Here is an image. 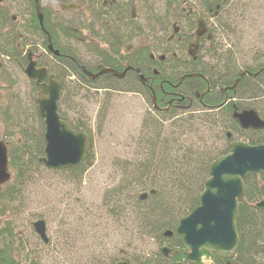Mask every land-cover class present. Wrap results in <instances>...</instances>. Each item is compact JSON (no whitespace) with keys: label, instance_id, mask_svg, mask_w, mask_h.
I'll use <instances>...</instances> for the list:
<instances>
[{"label":"trees","instance_id":"obj_1","mask_svg":"<svg viewBox=\"0 0 264 264\" xmlns=\"http://www.w3.org/2000/svg\"><path fill=\"white\" fill-rule=\"evenodd\" d=\"M56 1L62 5L72 4L71 0ZM119 1L91 0L90 4L99 5L101 8L99 14L94 15V17L98 19L99 23L104 22L101 25L104 30L111 31L109 25H107L108 23H106L105 15L107 12L105 13L104 10L116 13L117 17L115 19L118 20H116L118 34L106 42L107 46H104L103 50L93 45H89L87 48V54L96 56L95 59L99 60L95 68L84 65L79 54L71 49V46H67L63 40L78 41L83 33L81 28L67 23L68 21L61 18L60 13L41 7L43 30L33 10V26L36 29V35L44 38L43 47L48 51V39L45 34L48 32L54 48L61 53L59 57H54V59L59 63V68H56V70L59 77L64 81L63 90L66 91L69 90L67 88H70L76 95L83 87L93 88L96 91L128 92L125 86L130 85L136 87V89L133 88L135 92L140 91L137 88L139 87V81L136 80L134 74H130V79L128 77L118 79L112 75H105L92 81L83 76L80 66H85L92 73H97L103 68H111L118 72H122L127 66L141 68V61L137 62L136 56L141 54L140 58L143 59L144 54L147 55L155 49L162 51L161 47L164 42L158 45L157 48H154L153 44L161 40L163 38L162 33L171 29L173 23L177 21L178 12L171 13L170 11L175 9L179 2L178 0H169V8L165 14L153 12L146 16L147 18L150 17L147 20V28L152 31V37L154 36V39L151 40L152 45L139 44L136 53L132 56L123 54L124 52L121 49L122 45L128 41V37L120 32L125 24L124 17L120 14L122 12L118 9ZM80 3L85 5L86 3L89 4V1L82 0ZM64 12L62 11L63 14ZM125 16L126 25L131 26L134 30L140 28L138 19L133 18L131 11ZM228 18H230L229 15ZM84 29L94 31L93 28L84 27ZM192 29L193 27L190 28L191 31ZM94 33L99 36L96 31ZM207 47L205 46L202 53L204 51L210 55L211 64L214 68L202 74L209 80L210 92L206 93V82L201 78H194L191 82L192 87L195 93L202 96L201 100H196L197 104L193 107L174 109L166 114H160L155 110L152 95L150 93L145 94L156 113L155 117L160 119L153 118V122L147 124L144 138L138 144L140 157L126 163L124 166L126 176L118 186L107 192L104 198V205L108 207L109 211L119 214V218L128 216V214L132 215L133 222H137L142 234L156 241L161 246V250L164 247L170 248L173 255L166 257L160 251L151 260L142 261L132 259L125 253L120 259L110 258L107 264H118L123 261L130 264H187V252L182 244L175 235L167 238L165 233L168 231L175 232L179 222L198 207L204 184L210 177V166L216 159L227 155L231 146L242 138L244 142L250 145L264 143V133L262 131L247 132V134L245 132L244 134V131L240 130L237 123L231 118L232 103L223 106L225 99L228 97L229 99L237 98L241 100L246 97L254 99L264 96V73L257 75V77L245 75L236 86V94H234L229 88L233 87L239 75L244 73V70L240 69L235 58L224 53L216 55V48L209 46V49H207ZM176 49L178 52H187L180 43L176 44ZM230 52L233 51L230 49ZM2 53H4V49ZM232 64L237 65V67L233 69ZM73 76L77 78L78 86L65 81L68 77ZM160 79L164 78L161 77ZM165 79L173 83L172 79L174 78L165 77ZM165 89H168V86H165ZM155 90L157 106L162 108L163 106L159 101L160 90L158 88ZM31 98H33L31 100L33 106L31 114L24 110V118H21V111L18 112L19 119L17 121L19 123H15L13 131L10 130L11 143H8L2 137L8 146L9 168L15 173L13 172L11 181L0 192V205L4 201L9 202L12 197L16 198L20 187L29 183L31 176L26 177L29 168L31 170L45 168L39 162L44 156V124L38 116L34 96H31ZM242 103L234 102L238 108H243ZM249 108L254 107L247 106L246 109ZM255 110L258 111V109ZM59 113L75 132H85L89 136L90 153H92L93 143L86 129V123L78 119H76V122H71L64 117L60 110ZM14 119L13 124L16 120ZM163 120L168 121L169 124H164ZM29 123H37L38 127L28 125ZM229 133L232 134L231 138H228ZM91 157L92 154L81 166L61 172H67L69 179L81 183L83 175L88 169L87 167L91 165ZM257 179V176H249L245 179L246 193L239 202L236 225L241 237L240 247L237 250L240 255L238 261L241 263L237 264H244V262L255 264V259H259L260 255L264 253V212L255 207L257 200L264 199V178L262 176L259 178L263 182L262 184ZM147 191L149 192L148 198L142 201L138 192L143 194ZM152 191H154V194L151 193ZM110 204H114V208H110ZM131 205L134 207L130 208ZM2 208L0 206V215L4 217L6 209ZM8 221L0 229V264H20L16 258L14 248L18 236L15 232V226ZM203 256L205 258L198 264H208L205 262L207 259L214 261L213 264H228L229 262V259H225L222 255L216 253L203 252ZM261 264L264 263L261 262Z\"/></svg>","mask_w":264,"mask_h":264},{"label":"rangeland","instance_id":"obj_2","mask_svg":"<svg viewBox=\"0 0 264 264\" xmlns=\"http://www.w3.org/2000/svg\"><path fill=\"white\" fill-rule=\"evenodd\" d=\"M40 1L43 8L52 9L54 12L61 4L56 0ZM81 1L71 0L72 4L79 3L80 10H69L63 14L59 7L61 18L83 31L78 41L62 39L79 54L84 65L95 68L99 60L95 59L96 56H89L87 48L93 45L103 50V47L107 46L106 42L118 34V20L115 19L117 14L104 10L107 12L106 23L111 30L107 32L101 26L104 22L99 23L94 17L99 14L100 6L90 4L91 0L85 5L81 4ZM168 1H119L118 9L122 12L120 14L124 17L125 24L120 32L128 37V41L121 47L123 54L133 56L141 43L152 45L154 36L152 37V31L147 28V20L150 17L146 16L153 12L165 14L169 8ZM226 1L228 7L225 10L229 8V12L231 9L233 13H229L232 18H228L226 11L221 13L220 19L216 20L217 26L213 27L217 35L216 40L207 44V49L211 46L216 48V55L224 53L235 58L239 67L251 66L254 64V58L258 57L257 53L263 49L264 0ZM230 1L237 6L229 5ZM178 2L171 13H179L181 6H187L183 5V0ZM20 3L22 0H6L4 7H0V15L6 13L10 18H15L13 24H8L7 19L1 22L2 25L18 37L23 36L25 21L18 10ZM197 3V0H192L188 4L195 6ZM130 11L135 14V19H138L139 29L134 30L126 25L125 14L128 15ZM234 18L236 22L231 27L229 20ZM84 27L93 28L99 36ZM4 31L5 29L1 31V37ZM171 34L172 28L162 33L163 38L153 44L154 48L165 42ZM43 40L44 38L38 35L26 49L35 47L36 51L33 53L41 56L44 65L54 69L52 56L43 49ZM2 43L0 40V48L4 49ZM230 49L233 52H230ZM152 52L159 54L161 50L155 49ZM14 57L5 59V55L0 52V134L8 143L12 140L10 130L13 131L15 123H19L18 112L21 111V118H24V110L29 114L33 108L30 97L37 96L33 84L24 73L22 60H17L18 55ZM71 83L79 85L76 77L71 78ZM133 88L136 89L127 85L125 89L128 92H119L96 91L83 87L78 95L70 88L62 91L58 105L60 112L71 122H76V119L85 122L92 138L91 165L87 167L81 183L69 179L67 172L51 171L45 166L40 170L29 168L26 175L31 176L29 183L20 187L16 198L12 197L9 202L4 201L0 205L2 209H6L5 216L0 215V229L8 220L15 226L18 238L14 248L20 264H107L110 258L120 259L125 253L132 259L145 261L151 260L161 251V246L156 241L140 232V227L137 222H133L132 215L119 218V214L112 213L104 205L106 193L118 186L126 176V163L140 157L138 144L144 138L147 124L157 118L149 98L143 93H135ZM248 104L264 114V96L250 100ZM13 118L16 119L14 124ZM163 121L164 124H169L168 121ZM28 125L38 127L37 123ZM10 172L12 176L15 173L11 169ZM148 193L147 191L143 194ZM143 194L138 192L140 197ZM114 206L110 204V208ZM40 220L46 224L49 245L45 244L34 230L33 225ZM205 262L210 264L208 259Z\"/></svg>","mask_w":264,"mask_h":264},{"label":"water","instance_id":"obj_3","mask_svg":"<svg viewBox=\"0 0 264 264\" xmlns=\"http://www.w3.org/2000/svg\"><path fill=\"white\" fill-rule=\"evenodd\" d=\"M36 4L38 7V0H36ZM75 8L78 6L69 5L63 9ZM37 11L40 12L39 7ZM39 19L42 25V15H39ZM200 35L201 32L198 33V37ZM48 49L55 55L60 54L54 49L51 39H49ZM129 69L122 73L112 69H102L99 73L93 74L85 67H81L83 74L92 80L108 74L123 79ZM25 74L30 80H36L41 88L37 98V111L44 124V156L39 162L51 171H64L81 166L90 155V140L86 133L75 132L62 119L58 111L61 86L53 79V76L49 78L48 84H44L47 71L45 69L37 70L36 64L33 62L26 68ZM243 76L244 74L241 75V78ZM139 77L142 81L144 80L142 75ZM153 103L158 109L154 92ZM235 118L243 129L264 130V121L254 111H244L236 114ZM230 136L229 133L228 137L230 138ZM250 175L264 177V144L251 146L244 142H236L227 155L216 159L211 164L210 177L204 184L198 207L179 222L175 232L165 233L167 238L176 236L187 251V262L199 263L203 251L229 257L237 249L239 236L236 222L239 214V202L245 196L244 181ZM11 179L8 147L1 139L0 134V192ZM151 193L154 194V191ZM147 197L148 194H143L140 199L143 201ZM257 208L264 211V201L259 202ZM33 227L42 241L48 244L49 238L45 222L40 220ZM162 253L164 256H169L171 249L165 247L162 249Z\"/></svg>","mask_w":264,"mask_h":264},{"label":"flooded vegetation","instance_id":"obj_4","mask_svg":"<svg viewBox=\"0 0 264 264\" xmlns=\"http://www.w3.org/2000/svg\"><path fill=\"white\" fill-rule=\"evenodd\" d=\"M191 1L192 0H183V5L184 4L187 5L186 7H189V5H191V6L188 9L184 6L180 7V12L178 13V19L175 23H173V26H172V34L165 40L163 46L161 47L162 48L161 53L157 54L154 52H150L147 55L144 54L143 59L140 58L141 54H138L136 56V60H137V62L141 61V64H142L141 68H136V67H131V66L126 65L127 67L122 71V72H124L126 69L130 68L127 71L124 78H126V77L129 78L130 74L135 75L136 80L139 81L138 86H139L140 91L138 92V94L143 93L144 95L145 94L147 95L148 93H150L152 95V99H153V92H154L155 98H156V90L155 89L158 88V90H160L159 101L161 102V104L163 106L162 108H160L161 111H158L160 114L170 113V111H172L174 109H178V108L193 107L195 104H197L196 100H199V99L201 100L202 96H200V94H198V93H195L193 90V87H192L191 82H192V79H194V78H201L204 82H206L207 83L206 93L210 92L209 80L205 76H203L202 73L207 72L211 68L213 69L214 66H212V64H211L210 55L204 51L202 53V50L205 49V46H207V44H211L213 41L216 40L217 35H216L213 27L217 26L216 20L220 19V14L222 12L226 11L228 13V15L230 16V18H232L230 13H229L231 11V9L229 12H228L229 8H228V10H225V8L228 7V2L226 0H197L198 3L195 4V6L192 4H188V3H191ZM38 3H39L38 7L40 10L39 13L37 11L38 7L36 4V0H22V3L19 4L18 10L21 11V15L23 16V18H25L24 27H23L24 32H23L22 37L19 36L20 38L16 35V33L12 34V31H10V29L6 28L1 23V22L6 21L8 19V21H6V22L8 24H13L15 21V18H13V17L10 18L6 13H3V15H0V35H1V31H3L5 29L3 36L2 37L0 36V40L3 42L2 45L4 46V53L5 54L4 53L3 54L5 55V59H8V60L10 59V56L14 57V55H18L17 60L19 62L22 60L21 62H22V68L24 70V73H25L26 68L30 65L31 62L35 63L37 70L45 69L47 71V76L45 78V81L43 82L44 84H48L49 78L51 76H53V79L59 83V85L61 86V90H63V82L64 81L59 77V74H57V70H56V68H59V63L54 59V57H59L61 55V53L59 52L60 53L59 55H55L54 53H51L49 51L48 46H49V39H51L50 34L48 32L45 33L47 36V39H48L47 49L49 52L44 47H43V49L48 55L52 56L53 64L55 66L54 69L53 68L50 69V67H48L47 65H44L42 62L41 56H37V54L33 53V51H36L35 47L26 49V46H29V44H33L32 39H36V37L38 36L35 33L36 29L33 26V21H32L33 10L36 13L40 27L43 29V24L42 25L40 24V19H39V15H42V17H43V14L41 12V7H42L41 1L38 0ZM111 3H113V2H111ZM5 4H6V0H0V7H4ZM68 5L60 4L59 7L61 9V8H64L65 6H68ZM229 5L237 6L232 1L229 2ZM59 7H58V10L56 11L57 13H59ZM50 10L53 12L52 9H50ZM133 18L134 19L136 18L135 14H133ZM229 21L231 22L229 24V25H231V27L236 22L235 18L233 20H229ZM229 25H227V26L230 28ZM10 26H12V25H10ZM235 26H237V23ZM191 27H193L192 31L190 30ZM199 32H201V35L198 37ZM11 35H12V37H11ZM51 42H52V40H51ZM179 43L182 45L183 48H185L187 50V52H178L177 51L176 44H179ZM15 44H17V45H15ZM52 44H53V42H52ZM42 46H43V44H42ZM2 50L3 49L0 48V52H2ZM55 50H57V49H55ZM125 50H127V49H125ZM57 51H59V50H57ZM257 54H258V57L254 58V64H252L251 66H244V68L240 67V69L242 71L244 70V73H242V74H244V76L247 75L249 77H257V75L264 73V43H263V49L261 50V52H259ZM258 61H260V62H258ZM232 67H233V69H235L237 67V65L235 66L234 64H232ZM0 68H2V67H0ZM103 69H111V68H103ZM247 69H250V70H247ZM112 70H114V69H112ZM137 70H139V72H137ZM194 70H196V72H194ZM114 71H116V70H114ZM116 72H118V71H116ZM122 72H118V73H122ZM108 75H110V74H108ZM140 75H142L144 77L143 81L140 79V77H139ZM241 75H239V78L235 81L233 87L229 88L234 94H236V91H235L236 86L241 81V79L244 77L243 76L241 78ZM83 76H85V75L83 74ZM112 76H114V75H112ZM161 77H163L164 79L161 80L160 79ZM165 77L174 78V79H172L173 83H171L170 80L165 79ZM71 78L72 77H68L66 79V81L70 84H72ZM115 78H117V77H115ZM28 80H30V79L28 78ZM30 81L34 86V88H33L34 93L35 92L37 93V96L34 98H35V104L38 107L37 98L39 97V94L41 92V88H40V85H38L36 80H30ZM165 86H168V89H165ZM135 93H137V92H135ZM254 99L246 97L245 99L240 100L237 98L229 99V97H228L225 99V102L223 104V106H226L230 103L233 104L232 105L233 106V112H232L231 118L234 122L237 123L240 130L244 131V134H245V132L247 134V132H259V131H262L264 133L263 129H258V130H255L252 128L243 129L240 126L239 121L235 118L236 114L242 113L244 111H254L264 121V114L260 111L255 110V107L246 109L247 106H249L248 103L250 102V100H254ZM237 101L243 102L241 104L243 106V108H240V107L238 108L234 104V102H237ZM230 135L232 136L231 133H230ZM231 136H230V138H231ZM237 142H244V140L242 138L240 141H237ZM244 143H246V142H244ZM246 144H248V143H246ZM260 144H264V143H260ZM257 145H259V144H257ZM251 146H256V145H251ZM250 176H257L258 177L257 180H259V183L260 184L263 183L259 179L262 175H250ZM261 201H264V199L256 201V203H255L256 208H257V204ZM258 210H260V209H258ZM260 211L264 212L262 210H260ZM238 236H239V245H238L237 249L229 257H224L222 254H220L223 256V258L229 259L228 264L241 263L240 261H238V258L240 255L237 252L238 248L240 247V243H241V237H240L239 232H238ZM203 252H207V251H203ZM203 252H202L200 262L205 258L203 256ZM209 253H212V252H209ZM216 254H218V253H216ZM170 255H173V251H171L169 256ZM260 256L261 257H259V259L258 258L255 259V261H254L255 264H261V262L264 263V253L261 254ZM186 258H187V256H186ZM209 262H210V264L214 263V261H211V260H209ZM126 263H128V262H126ZM186 263L192 264V263L187 262V260H186ZM244 264H246V262H244Z\"/></svg>","mask_w":264,"mask_h":264}]
</instances>
